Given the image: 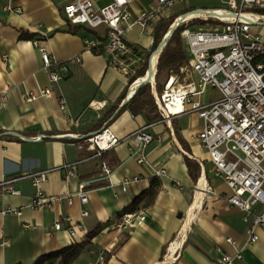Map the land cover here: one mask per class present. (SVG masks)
I'll return each instance as SVG.
<instances>
[{
	"label": "crops",
	"instance_id": "crops-1",
	"mask_svg": "<svg viewBox=\"0 0 264 264\" xmlns=\"http://www.w3.org/2000/svg\"><path fill=\"white\" fill-rule=\"evenodd\" d=\"M76 1L0 0V183L47 171V180L41 185L47 195L73 192L81 181L89 197L88 205L75 198L73 206L56 201L34 210L31 178L16 181L13 185L21 195L0 197V264H35L77 243H85V247L70 264H90L99 251L106 252V264H158L175 251L176 259L169 264H218L221 254L234 256L239 251L242 258L236 264H264V227L256 228L259 241L249 245L242 212L227 202L229 190L214 174L208 153L195 138L202 120L194 112L166 123L161 117L149 121L144 115L134 117L129 111H121L130 99V75L109 65L106 53L85 48L84 39L103 37L105 29L93 31L71 25L64 8ZM92 1L96 8L111 2ZM145 4L137 0L132 6L133 15L146 9ZM6 6L15 12L6 11ZM23 33L35 34L55 63H70L69 73L58 83L50 81L39 49L33 39L21 38ZM252 33L264 41V28L254 26ZM126 38L146 51L153 47V35L145 33L139 24L126 32ZM76 57H80V63H71ZM188 82L183 74L178 83ZM44 89L51 95L31 102L25 99L30 92ZM213 96L214 90L209 88L199 99L210 103L216 100ZM93 101L106 104L98 110L90 106ZM70 118L79 124L73 125ZM104 126L120 138L145 126H149V133L161 136L160 142L153 141L144 149L149 165L138 164L128 143L117 145L101 157L77 146L81 138ZM40 136L43 139L33 140ZM185 150L193 161L194 174L199 178L196 181L189 175ZM103 162L108 163L110 175L102 171ZM66 165L75 168L77 180L65 181ZM160 168H165L167 174L157 179L160 189L154 203L145 205L146 197L134 211L145 214V222L131 229L115 228L123 213H134L127 212V208L151 188L154 170ZM134 176L140 180L122 192V180ZM204 181L218 196H197L195 188ZM9 207L18 208L21 214L3 215ZM84 209L90 215L82 219ZM68 218L82 225L75 238L66 230H51L56 222L66 229L70 227ZM183 226L185 231L179 234ZM228 238L235 244H229ZM119 243L122 245L115 250ZM44 264H60V258Z\"/></svg>",
	"mask_w": 264,
	"mask_h": 264
},
{
	"label": "built area",
	"instance_id": "built-area-1",
	"mask_svg": "<svg viewBox=\"0 0 264 264\" xmlns=\"http://www.w3.org/2000/svg\"><path fill=\"white\" fill-rule=\"evenodd\" d=\"M137 0H111L102 7L96 8L92 0H78L64 8L66 20L74 26H85L90 30L105 29L103 37L84 39L87 50L108 55L109 65L125 72L130 77L137 74L145 57L134 54L126 38V32L139 24L145 33L152 35L155 24L166 18L175 16L174 7L184 0H152L151 9H140L136 15L132 13V6ZM6 11H14L6 6ZM15 12V11H14ZM194 12V11H193ZM221 12L225 17L220 18ZM195 18H185L183 14L174 18L168 32L162 38L161 45L151 54L149 68L141 85L149 83L153 88V96L161 112V122L170 123L189 112H194L202 120V126L196 134V139L208 153L213 165V172L226 184L229 194L227 202L243 214V221L247 224L248 244L259 241L257 227H264V65L256 63L257 56L264 54V41L259 35L252 33L254 26L264 25V0H226V7L218 9H198ZM189 14V13H188ZM181 22L179 23V21ZM208 23L206 29L190 31L192 24ZM184 26L182 31L183 44L186 42L190 64L181 73L190 81L186 85L170 78L162 93L156 91V83L152 84L149 74L152 71V58L157 51L164 48V40L169 31ZM33 44L39 49L43 68L48 71L50 81L58 83L63 75L70 71V63H55L53 57L41 46L39 39ZM184 46V45H183ZM160 52V53H161ZM159 53V54H160ZM80 57L71 63H80ZM157 75V66L154 77ZM148 76V80L145 78ZM138 80V79H137ZM135 82V81H134ZM129 85V92L138 88ZM209 88L218 90L220 98L210 103H202L200 96ZM48 89L38 93L30 92L25 99L29 102L41 97L50 96ZM105 103L91 102L94 109H101ZM189 106V108H187ZM65 109V106H62ZM73 125H78L77 119H71ZM149 126L140 128L125 138H120L110 127L104 126L99 132L83 137L77 142L79 148L93 152L95 157H101L106 151L122 143H128L130 150L137 155L140 165H149V159L144 149L153 141L160 142L161 136H154L147 130ZM173 142L175 135L172 131ZM41 140L43 136L33 138ZM176 144V143H175ZM182 150V149H181ZM64 179L70 182L78 179L75 168L70 165L63 167ZM102 171L110 175L111 170L107 162H103ZM47 171L14 179H6L0 183V197L3 194L20 196V190L14 183L23 178H31L35 194L31 200L34 210H41L53 205L56 201L66 202L73 206L75 198L82 205L89 204L88 190L84 182L78 181L77 189L58 196H49L41 189L47 180ZM167 174L165 168L155 169L154 177L161 178ZM139 176L125 177L120 186L126 193L132 183L138 182ZM195 192L198 197L212 194L218 196L205 181L197 184ZM3 215H20L21 211L9 207ZM81 218L90 215L88 209L81 211ZM146 220L145 214L123 213L117 218L114 226L118 229H131L142 225ZM70 227L67 229L61 222H56L51 230H66L71 237L78 235L81 223H74L68 218ZM187 223V222H186ZM185 231L184 226L179 234ZM231 245L235 241L227 239ZM175 252L158 264H169L176 259ZM95 259L90 264H106L105 251L95 252ZM241 252L234 256L221 254L218 264H236L241 259Z\"/></svg>",
	"mask_w": 264,
	"mask_h": 264
},
{
	"label": "trees",
	"instance_id": "trees-1",
	"mask_svg": "<svg viewBox=\"0 0 264 264\" xmlns=\"http://www.w3.org/2000/svg\"><path fill=\"white\" fill-rule=\"evenodd\" d=\"M193 10L194 9H191L188 12H191ZM179 15L180 14H177V16ZM177 16L175 15L174 17L171 18L161 19L155 24L154 32H153L154 43H153L152 51H154L161 45L162 38L167 33L169 26L174 21V18ZM183 30H184V26H180L177 30H175L171 34L168 42L165 44L164 49L159 56L158 71L156 76V91L159 93H162L163 90L165 89V86H162L161 83L159 82V77L162 75L164 71H167V81L170 78H174V80L180 81V79H183V74L181 73V70L183 68H187L190 64V58L186 54L183 47V42H182ZM35 37H36L35 34L31 35V34L23 33L21 35V38L24 39H35ZM130 46L133 49L134 54L140 57H145V62L140 65L139 69L137 70V74L129 78V82L131 84L138 78L143 77L145 75V71L148 69L149 66L148 58L151 52L146 51L134 44H130ZM255 62L262 63L264 65V54L257 56ZM121 111H129L134 117L144 115L149 121H153L161 117V112L158 109V106L153 96V88L149 83L139 87L138 90L135 91L133 96L123 105ZM188 154H189L188 151L185 150V154H184L185 163L187 165L189 175L191 176L192 179L196 181L199 178H197L194 174L193 161L188 156ZM157 179H158L157 177H153L151 179L152 182L151 188L145 191L144 193H142L140 196H138L133 201V203L127 208V212L137 211L140 204L143 202V200L146 197H147V202L145 203V205L149 206L154 203L160 189V184L158 183ZM121 245L122 243L117 244L115 250L118 249ZM84 247H85V243H79V244L77 243L70 245L68 247L61 249L58 252H55L54 254H50L40 258L35 264H44L46 261L54 257L60 258V264H70V262L81 253Z\"/></svg>",
	"mask_w": 264,
	"mask_h": 264
},
{
	"label": "rangeland",
	"instance_id": "rangeland-1",
	"mask_svg": "<svg viewBox=\"0 0 264 264\" xmlns=\"http://www.w3.org/2000/svg\"><path fill=\"white\" fill-rule=\"evenodd\" d=\"M143 3H146V8L147 9H151L152 8V0L151 3L149 2L150 0H141ZM216 7H226V0H184L180 3H178L175 7H174V13L175 14H181V13H185L188 12L191 9H202V8H216ZM209 27L208 23H203V24H199V23H195L192 24L188 27V29L190 31L193 30H198L200 28L206 29ZM259 28H264V25H259ZM183 42V40H182ZM184 45V50L186 52V54L188 55V47L186 46V42ZM166 81H167V71H164L162 73V75L159 77V82L161 83L162 86L166 85ZM214 90V98L218 99L220 98L219 92Z\"/></svg>",
	"mask_w": 264,
	"mask_h": 264
},
{
	"label": "bare ground",
	"instance_id": "bare-ground-1",
	"mask_svg": "<svg viewBox=\"0 0 264 264\" xmlns=\"http://www.w3.org/2000/svg\"><path fill=\"white\" fill-rule=\"evenodd\" d=\"M218 8H221V7H217V8H213V9H218ZM202 9H208V8H202ZM210 9V8H209ZM195 10H198V9H194L193 11L195 12ZM193 11H191V12H188V13H182V14H180L179 16H181V15H183V14H187L186 16H185V18L187 19V18H190V19H192V18H195L196 16H197V13H194ZM215 14H217L220 18H222V17H225L224 15H222V13L221 12H218V13H215ZM176 16H177V14H175ZM179 16H177V17H179ZM177 17H175V18H177ZM181 22V20L179 21V23ZM169 30V29H168ZM172 31V30H171ZM171 31H169V33H168V36H169V34L171 33ZM168 32V31H167ZM153 35V34H152ZM168 36H167V38H168ZM166 38V39H167ZM35 39H37V38H35ZM165 39V40H166ZM34 40V39H33ZM32 40V41H33ZM164 40V42H163V44L165 45V43H166V41ZM184 47V46H183ZM152 49H153V47H152ZM152 49L150 50V52H151V54L156 50H154V51H152ZM164 49V48H163ZM163 51V50H162ZM161 51H157L154 55H153V58H152V71L150 72V74H149V79H151L152 81V84H154V83H156V77H154V74H155V71H156V66H157V71H158V59H159V56H160V54L162 53H160ZM160 53V54H159ZM151 54H150V56H151ZM150 56H149V58H150ZM149 58H148V64H149ZM150 65V64H149ZM148 68H149V66H148ZM148 70V69H147ZM146 70V71H147ZM145 71V72H146ZM146 74V73H145ZM145 76V75H144ZM144 76L143 77H140V78H138V80H135V82H134V84H133V88H135L138 84H139V82H141V80L144 78ZM157 76V75H156ZM148 78V77H147ZM135 93V90L133 89V90H131L130 92H129V96H128V98H131L132 96H133V94Z\"/></svg>",
	"mask_w": 264,
	"mask_h": 264
},
{
	"label": "water",
	"instance_id": "water-1",
	"mask_svg": "<svg viewBox=\"0 0 264 264\" xmlns=\"http://www.w3.org/2000/svg\"><path fill=\"white\" fill-rule=\"evenodd\" d=\"M174 31H175L174 29L171 31V33L169 34L168 38L165 40V41H166V43L168 42V40H169V38H170L171 34H172ZM166 43H165V44H166ZM149 64H150V63H149ZM147 77H148V76H147ZM147 77L145 78L146 80H148V78H147ZM141 86H142V85H141V84H139V85H138V88H139V87H141ZM138 88H137L136 90H138Z\"/></svg>",
	"mask_w": 264,
	"mask_h": 264
}]
</instances>
